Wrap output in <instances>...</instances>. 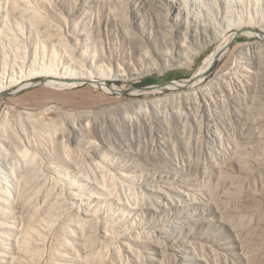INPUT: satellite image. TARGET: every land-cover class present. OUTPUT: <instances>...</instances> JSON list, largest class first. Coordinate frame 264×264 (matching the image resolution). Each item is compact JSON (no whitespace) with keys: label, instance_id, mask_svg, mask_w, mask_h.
Here are the masks:
<instances>
[{"label":"bare ground","instance_id":"bare-ground-1","mask_svg":"<svg viewBox=\"0 0 264 264\" xmlns=\"http://www.w3.org/2000/svg\"><path fill=\"white\" fill-rule=\"evenodd\" d=\"M35 1L40 8L32 7L29 0H0V108L6 97L11 105L12 97L39 86L34 81L38 78L44 79L41 86L54 90L88 83L118 97L149 95L155 99L143 103L134 116H123V105L82 110L72 113L70 119L65 115L66 124L59 125L58 118L51 119L52 113L60 111L55 105L40 110H17L13 105L8 111L0 109V264H92L93 251L104 243L100 240L106 243L112 237H116L117 246L111 251L119 256L127 253L138 260L139 250L133 244L147 239L163 246L161 254L173 251L174 264L178 259H193L177 250L178 241L186 242L178 229L152 230L135 213L138 205L158 210L161 205L156 200L165 193L149 188L146 197L132 205L121 202L128 183L124 180L131 176L124 168L111 172L122 167V162L101 156L100 142L92 140V133L104 137L107 126L103 123L118 131L121 120L135 132L143 127L149 130L160 125L168 130L175 126L180 128L179 145L183 148L191 126L194 132L222 145L223 136L213 116V110L227 103L220 98L221 89L216 85L213 89L194 88L233 39L259 38L260 42L239 45L234 51L241 77L230 84L244 99L264 94V0H77L80 10L59 8L65 7V2ZM101 3L109 9L107 18L86 15L87 8ZM41 7L56 17L58 24H53ZM124 44L133 45L134 54L111 51ZM211 46L214 49L188 80L128 92L103 82L157 72L162 63L164 70L192 69L196 57ZM59 53L74 67L60 65ZM176 58L187 63L172 64ZM223 76L228 73L220 81L229 86ZM182 89L192 91L182 93ZM222 91L232 95L227 87ZM112 110L122 117H113ZM241 139H245L243 135ZM71 145L76 147L71 149ZM79 151L82 154H76ZM116 204L130 213L124 215V208L111 211Z\"/></svg>","mask_w":264,"mask_h":264},{"label":"rangeland","instance_id":"rangeland-1","mask_svg":"<svg viewBox=\"0 0 264 264\" xmlns=\"http://www.w3.org/2000/svg\"><path fill=\"white\" fill-rule=\"evenodd\" d=\"M29 1L33 4L32 7L40 8V5L36 6L35 0ZM51 1L65 2L66 6L60 5L59 8L81 9L77 0ZM103 7L101 3L93 8H87L86 15L95 19H105L109 16V9ZM20 8H23V5H20ZM41 10L50 15L48 18L53 24H58L57 18L45 11L44 7H41ZM149 14L151 15V11ZM63 15L66 16L65 11ZM130 21L127 23L129 24ZM133 30L139 34L137 30ZM103 40L106 44L105 38ZM260 41L259 38L247 37L233 39L214 68L194 88V91L202 88L213 89L216 85L218 90L221 89L220 98L227 103L213 110V116L216 119L215 126L223 136L222 145L204 133L194 132L191 126L184 138L183 148L179 145L182 140L179 137L180 128L175 126L168 130L160 125L153 126L149 130L143 127L141 131L138 129L135 132L131 131V127L126 128L121 120L117 123L118 131L114 125L103 123L107 126L104 137L98 136L94 131L92 133V140L100 142L101 156L107 157L109 161L119 158V162H122V167L111 172L125 170L126 174L131 176V179L124 180L128 183L125 186L127 187L125 193L120 195L121 202L132 205L134 200L146 197L149 188L166 194L157 198L156 202L161 205L158 210L154 211L138 205L139 208L135 213L138 214L139 220L152 230L167 228L171 232L178 229L184 236L183 240L186 242L178 241L177 250L194 258L183 261L178 259L177 264H264V94L256 96L254 100L252 96H247L249 100H246L247 98L244 99L242 93L230 84L231 81L241 77L236 63L238 56L233 57L236 48L239 45L246 46ZM214 47H209L204 54L196 57L192 69L176 67L164 70L162 63L160 71L157 72L142 76L134 75L128 80L103 82L109 86L115 84L128 92L161 83L188 80ZM194 48L197 49L196 46ZM111 51L124 56L127 53L134 54L135 47L124 44V47L113 46ZM57 60L63 67H74L71 61L63 59L61 53L58 54ZM135 61L132 60V63ZM175 61L173 60L172 64L187 63L185 60L179 62L180 59L177 58ZM225 72L228 76H225L227 79L224 76L223 78L229 86L220 81ZM43 80V78L34 80L39 86L26 90L16 96L17 98L12 97L11 105L8 104L9 97H6L2 102L1 112L6 109L8 111L12 105L17 110L23 107L40 110L48 105H55L60 111L52 113L51 119L56 121L58 118L56 122L59 125L66 124V119H70L72 113L76 115L75 113L78 114L82 110L97 111L123 105L126 107L123 116L126 114L134 116L143 103L155 99V96L149 95L118 97L88 83L74 88L54 90L41 86ZM223 87L232 90V95L229 96L227 91L223 92ZM179 91L189 93L188 91L192 89ZM110 113L115 118L122 117L115 110ZM65 115L69 117L66 118ZM242 135L245 139H241ZM75 147L76 145H71L70 148ZM79 153L82 154L81 151L76 154ZM87 163L89 165L91 161L87 160ZM120 168L124 170H119ZM159 173H162L161 176ZM115 208H124V215L130 213L125 206L119 204L113 205L110 210L114 211ZM100 241L105 243L104 240ZM108 242L103 246L106 251L103 248V250L99 249L104 243L100 244L98 250L93 251L99 256L92 254V264L96 262L97 264H174V259L171 257L173 251L166 250L161 254L160 248L163 246L151 243L147 239H140L138 244H133L139 250L138 260L127 253L122 257L111 251L113 246H117L116 237H112ZM101 251H105L104 254Z\"/></svg>","mask_w":264,"mask_h":264}]
</instances>
